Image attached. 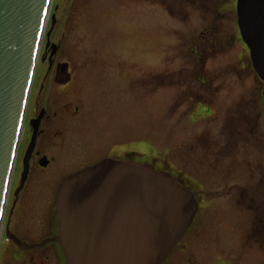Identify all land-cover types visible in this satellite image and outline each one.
Wrapping results in <instances>:
<instances>
[{"label": "flooded vegetation", "instance_id": "flooded-vegetation-1", "mask_svg": "<svg viewBox=\"0 0 264 264\" xmlns=\"http://www.w3.org/2000/svg\"><path fill=\"white\" fill-rule=\"evenodd\" d=\"M50 51V46L45 48L48 58ZM58 65L57 61L48 63L45 78L38 81L36 77L31 86L2 222L0 264H65L64 249L56 239L60 226L56 200L66 176L105 159L135 164L138 154L147 161L152 157L150 141L140 145L142 151L136 148L133 131L126 127H131L129 115L125 125L122 117L110 118L98 127L90 125L97 120L98 96L107 99L97 94L98 89L110 86L105 84L107 75L76 82L69 68L71 78L59 81ZM260 81L250 95L232 100L228 111L233 112L223 117L213 98L202 99L207 95L206 81L192 82L185 91L191 101L200 97L190 119L194 129L189 147L180 144L178 165L162 160L156 170L187 186L199 209L161 264H264V130L259 124L261 113L244 110L251 103L248 99L264 102V82ZM237 86L236 82L233 88ZM215 89L213 94L219 93ZM74 90L79 92L77 98ZM87 118L90 123H84ZM180 123L178 127L183 128ZM214 204L221 205L225 221L232 226L230 234L216 232L208 224L207 209ZM236 212H242L241 226L233 223Z\"/></svg>", "mask_w": 264, "mask_h": 264}, {"label": "rangeland", "instance_id": "rangeland-1", "mask_svg": "<svg viewBox=\"0 0 264 264\" xmlns=\"http://www.w3.org/2000/svg\"><path fill=\"white\" fill-rule=\"evenodd\" d=\"M52 14L56 23L51 38L58 43L54 62L67 61L76 82L107 75L105 84L110 85L97 90V94L107 97L97 95V120L90 123L87 118L84 123L98 127L110 118L122 117L125 125L129 115L131 127H126L133 131L136 148L142 151L140 145L145 141L152 145L150 161L138 154L135 164L146 165L157 173L162 160L172 166L179 164L181 143L189 147L194 129L190 119L200 99L186 98L185 91L192 82H207V95L201 98L206 102L207 97L213 98L218 104L217 113L223 117L232 100L250 95L262 79L240 30L238 0H53L47 32ZM45 41L35 73L38 81L45 78L49 63L44 56ZM204 57L209 60L203 62ZM236 82L239 86L233 88ZM86 85L94 86L88 82ZM213 88L219 93L213 94ZM72 95L76 97L79 92L74 90ZM248 101L251 103L244 110L260 112L259 124L264 130V102ZM179 122L183 128L178 127ZM241 213H233L237 226L243 225ZM208 214V224L216 232H232L221 205H212Z\"/></svg>", "mask_w": 264, "mask_h": 264}, {"label": "water", "instance_id": "water-1", "mask_svg": "<svg viewBox=\"0 0 264 264\" xmlns=\"http://www.w3.org/2000/svg\"><path fill=\"white\" fill-rule=\"evenodd\" d=\"M53 0H0V230L20 132ZM239 24L264 79V0H238ZM67 61L56 79L71 78ZM57 240L66 264H160L198 210L195 195L172 177L114 159L66 177L57 198Z\"/></svg>", "mask_w": 264, "mask_h": 264}, {"label": "bare ground", "instance_id": "bare-ground-1", "mask_svg": "<svg viewBox=\"0 0 264 264\" xmlns=\"http://www.w3.org/2000/svg\"><path fill=\"white\" fill-rule=\"evenodd\" d=\"M44 39H45V36H44ZM21 133V132H20ZM19 147V146H18ZM1 230H2V228H1ZM1 230H0V234H1Z\"/></svg>", "mask_w": 264, "mask_h": 264}]
</instances>
